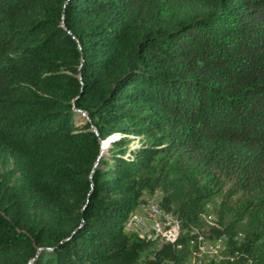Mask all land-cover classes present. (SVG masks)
<instances>
[{
  "label": "trees",
  "instance_id": "trees-1",
  "mask_svg": "<svg viewBox=\"0 0 264 264\" xmlns=\"http://www.w3.org/2000/svg\"><path fill=\"white\" fill-rule=\"evenodd\" d=\"M155 192L178 244L125 228ZM200 232L264 264V0H0V264H184Z\"/></svg>",
  "mask_w": 264,
  "mask_h": 264
},
{
  "label": "built area",
  "instance_id": "built-area-1",
  "mask_svg": "<svg viewBox=\"0 0 264 264\" xmlns=\"http://www.w3.org/2000/svg\"><path fill=\"white\" fill-rule=\"evenodd\" d=\"M161 199H146L143 195L140 204L144 205V213L142 215L131 214L125 228L128 232L134 233L145 241L155 243L157 246L163 242L178 244L181 230L180 219L170 217L169 211L162 206ZM191 234H194V238L190 240V245L199 243L201 257H194L193 252L184 264H217L218 260L231 261V258H236L238 254L228 250L227 239L221 236L212 239L202 232Z\"/></svg>",
  "mask_w": 264,
  "mask_h": 264
},
{
  "label": "water",
  "instance_id": "water-1",
  "mask_svg": "<svg viewBox=\"0 0 264 264\" xmlns=\"http://www.w3.org/2000/svg\"><path fill=\"white\" fill-rule=\"evenodd\" d=\"M75 110H76V112L80 113L81 116H83V117H85L87 120H89L88 115H87L84 111L79 110V109H75ZM92 129H93V131H94V132L96 133V135H97V132H96L95 128H92ZM113 137H114V136H110V137H108V138L105 139V140H99V142H100V153H99V156H101V155L104 153V150L106 149V147L108 146V144L111 142V140H112Z\"/></svg>",
  "mask_w": 264,
  "mask_h": 264
},
{
  "label": "rangeland",
  "instance_id": "rangeland-1",
  "mask_svg": "<svg viewBox=\"0 0 264 264\" xmlns=\"http://www.w3.org/2000/svg\"><path fill=\"white\" fill-rule=\"evenodd\" d=\"M161 191V190H160ZM158 193H160V192H155V194H151V195H146L145 197L147 198V199H153V198H158L159 197V194ZM160 194H162V192L160 193ZM143 205V204H142ZM142 205L140 206V209L137 211L139 214H143L144 213V208H142ZM142 209V210H141ZM136 212V213H137ZM209 219L211 220V221H213V219H215V216H213V214L211 215L210 214V217H209ZM208 223V222H207ZM209 224V223H208ZM203 228H205L206 229V227H203ZM244 233V232H240V234H238V236H236V239H239L241 236H242V234Z\"/></svg>",
  "mask_w": 264,
  "mask_h": 264
},
{
  "label": "bare ground",
  "instance_id": "bare-ground-1",
  "mask_svg": "<svg viewBox=\"0 0 264 264\" xmlns=\"http://www.w3.org/2000/svg\"><path fill=\"white\" fill-rule=\"evenodd\" d=\"M159 194V197L158 198H160L161 197V194L160 193H158ZM147 199V198H146ZM142 208H144V206L142 207ZM142 210V209H141ZM135 215H141V214H139L138 212L135 214ZM169 215H170V217L171 218H176V216H175V214H173V213H170L169 212ZM196 229V228H195ZM193 232V231H192ZM203 233V232H202ZM226 239V238H225ZM192 244V243H191ZM174 245V244H173ZM195 257H201V250H199L198 249V251H197V254H196V256ZM220 261H224V260H218V263L220 262Z\"/></svg>",
  "mask_w": 264,
  "mask_h": 264
}]
</instances>
